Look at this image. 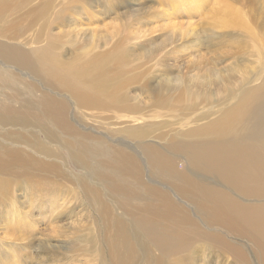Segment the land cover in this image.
Instances as JSON below:
<instances>
[{
    "label": "bare ground",
    "instance_id": "obj_1",
    "mask_svg": "<svg viewBox=\"0 0 264 264\" xmlns=\"http://www.w3.org/2000/svg\"><path fill=\"white\" fill-rule=\"evenodd\" d=\"M50 2L31 0L24 5V1L21 5L27 10L22 13L19 10L21 15H14L11 20L1 10L0 39L16 42L31 31L34 35L32 42L28 37L31 33L23 37V47L0 41V64L19 67L31 78L23 81L7 69L0 70V195L12 196L15 182L17 188L28 184L33 187L20 188L23 194L29 192L35 198L42 188L44 198L53 204L50 196L61 187L57 184L47 187L48 182L46 186L34 185L33 182H40L35 173L38 171L76 186L96 228L98 246L93 235L83 239L85 252L96 258L95 264H199L191 257L195 242L209 243L241 261L249 258V250L256 264H264V135L245 139L249 135L252 101L247 98L243 102L241 97L233 109L219 108V115L207 123L184 131L176 127L177 131H173L164 146L143 141L150 135L144 132L147 126L143 130L142 126L128 125L105 133L107 139L79 130L70 119L69 102L76 105L80 102L72 99L66 104V99L53 93L55 90L75 95L89 109L96 104H123L125 98L120 90L129 82L106 78L100 61L70 67L58 58L63 54L57 52L60 48L54 41L58 39L53 40L48 33L45 42L42 37L43 45L26 48L41 44L39 40L50 24L48 17L45 20ZM36 5L41 10H36ZM43 17V23L37 25ZM35 26H39L37 32L33 30ZM58 79L65 84H59ZM56 84L59 89H54ZM47 86L52 90H47ZM198 86L202 93L184 88L187 96L183 99L190 106L228 99L215 97V92L200 83ZM259 91L257 88L253 93ZM158 106L164 107L166 103ZM212 111L191 116L183 124L193 126L207 120L213 113L216 115ZM142 114L145 113H136V119L143 120ZM155 125L156 129L159 125ZM123 135L135 141L136 152L127 150L124 144L108 143L110 138ZM61 150H66L72 164L84 171L82 175L74 176L63 168V162L58 161ZM179 163L182 169L178 168ZM242 243L249 249L245 250Z\"/></svg>",
    "mask_w": 264,
    "mask_h": 264
},
{
    "label": "rangeland",
    "instance_id": "obj_2",
    "mask_svg": "<svg viewBox=\"0 0 264 264\" xmlns=\"http://www.w3.org/2000/svg\"><path fill=\"white\" fill-rule=\"evenodd\" d=\"M18 1L7 0V3L6 0H0V15L1 10L7 11L2 14L11 20L26 11L22 5L31 0H21L25 1L21 2L22 5ZM50 1V7L47 5L50 10L45 16L48 13L52 16L45 17V20L48 17L50 24H47L45 34L42 32L43 36L39 40L41 44L24 47L31 49L43 45L46 41L44 36L48 33L53 40L58 39L54 41L57 48H60L57 52L63 53L58 58L70 67L80 68L100 61L106 78L129 82L120 90L126 99H123L125 106L121 103L113 106L96 104V107L89 108L91 111L75 95L55 90L53 93L66 99V104L72 99L80 102L77 105L69 102V110L72 112L70 119L77 129L91 131L93 136L104 138L105 133L121 130L125 126H142L143 130V126H147L144 132L150 135L143 141L164 146L166 140L175 133L173 131H177L176 127L184 131L207 123L219 115L218 111L233 109L242 97L243 102L248 99L252 101L247 124L249 135L245 139L264 135V0ZM36 10H41L38 5ZM42 20L44 17L37 25H41ZM35 27L33 30L37 32L39 26ZM32 35L33 31L23 37L28 36L32 42ZM23 37L16 42L6 39L0 41L23 47ZM6 69L18 79H31L19 67L7 68L0 64V70ZM58 80L59 84H65V81ZM199 83L215 92V97L226 96L228 99L219 103H216L217 100L201 101L197 106H190L189 101L183 99L187 96L184 88L189 87L195 93H202ZM59 84L53 85L54 89H59ZM257 88L260 93L254 94ZM46 89L51 91L52 87L47 86ZM231 92L235 93L229 96ZM164 102L166 106L159 108L158 104ZM121 107H127L124 108L127 111ZM188 109L194 112L190 114ZM212 110L216 115L213 113L205 122L200 120L193 126L183 124L191 116H200ZM136 113H145L141 115L143 120L136 119ZM151 113L155 116L151 117ZM154 124L155 127L159 125V128L155 129ZM40 140L45 142L43 138ZM110 140V145L124 144L126 149L129 148L127 150L136 152V143L131 138L123 135ZM67 155L66 150H61L58 155L63 168L74 176L82 175L84 171L74 166ZM37 156L43 158L42 155ZM178 168H183L181 163ZM35 173L40 182H33L34 185L46 186L48 182L47 187L50 185L53 188V184H57L61 189L50 196L53 204L44 198L46 194L42 188H38L35 198L29 192L23 194L20 188L33 187L28 184L17 188L15 182L12 196L0 195V264L94 263L96 258L85 252L83 239L93 235V242L97 245L94 233L96 228L76 186L66 180H53L46 173ZM153 181L156 182L155 179ZM174 197L178 200L177 196ZM242 247L249 249L245 245ZM223 251L206 242H195L191 257L199 264H256L249 250V258L243 262Z\"/></svg>",
    "mask_w": 264,
    "mask_h": 264
}]
</instances>
